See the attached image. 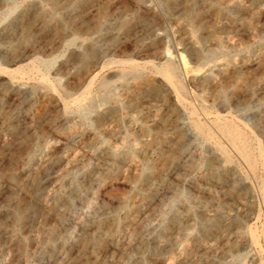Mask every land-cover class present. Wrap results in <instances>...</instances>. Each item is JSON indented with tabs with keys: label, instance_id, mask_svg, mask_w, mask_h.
Here are the masks:
<instances>
[{
	"label": "rangeland",
	"instance_id": "obj_1",
	"mask_svg": "<svg viewBox=\"0 0 264 264\" xmlns=\"http://www.w3.org/2000/svg\"><path fill=\"white\" fill-rule=\"evenodd\" d=\"M188 5L0 0V264H264V0Z\"/></svg>",
	"mask_w": 264,
	"mask_h": 264
},
{
	"label": "bare ground",
	"instance_id": "obj_2",
	"mask_svg": "<svg viewBox=\"0 0 264 264\" xmlns=\"http://www.w3.org/2000/svg\"><path fill=\"white\" fill-rule=\"evenodd\" d=\"M68 1L71 4V2H73L74 0H68ZM137 1H139V0H137ZM188 2H189V5H188V7H186L184 9L183 15H184L185 21L187 22V25L191 28L190 29L191 33L193 34L194 29L196 28V26H195L196 24L194 22L195 15L192 14V9H191L193 0H188ZM66 5H68V4H66ZM219 14H221V13H219ZM99 26L100 25H98L97 28H99ZM104 30H106V29H104ZM93 53L94 52H92V51L88 52L86 58L93 57ZM185 63L186 62H183V66L186 69ZM148 64L150 65V67H152L154 69V71L159 76L161 75V77L172 87L173 91L177 95V99H179V96L183 95V93H184V87L179 82V80L177 79L176 68L173 67L170 63H168V61H164L161 64L156 65V66H154L152 62H148ZM138 68H139V66L137 64L132 63V62H127V63H125L123 65V67H122V69H121V71L119 73V77L121 79H123L128 73H130V72H133L134 73V71L137 70ZM23 71H24L23 69H18V70H15V71H9V70H5V69L0 68V73L7 75L10 80L13 79V78H11L12 76L14 77L15 74H22ZM197 71H199V70H197ZM137 75H138V73H137ZM42 79L45 80V77H42ZM109 85H110L109 82H107L106 80H102L99 83V87L101 89H108L109 88ZM216 98L219 99V100H221V101H226L227 100V97H226V94H225V87L220 86V88H218V90L216 91ZM180 101L181 100L179 99V102ZM73 102L74 103L75 102H78V100L75 99ZM78 104L81 106V104L79 102H78ZM192 124H193L194 128L196 130H198L204 136V138H206L208 140H211L212 139V135L209 132H207L205 130V128L199 122L193 121ZM214 124L217 127V129L220 131V133L224 136V138L232 145V147L243 157V159L250 166H252L253 165V161L251 159V155H250L249 150H248V143H247L248 142V139H247L246 134L244 132L240 131L233 123L223 122L220 118H215ZM216 146L218 147V149L220 150V152L225 156L226 161H228L229 160V157L226 154L225 149L222 148L218 144ZM120 155H122L121 152H120ZM13 180H14V178H13ZM261 193H264V182L262 183V186H261ZM187 235L188 234L186 233L184 236H187ZM252 236H254V235H252ZM253 240H255V238Z\"/></svg>",
	"mask_w": 264,
	"mask_h": 264
}]
</instances>
